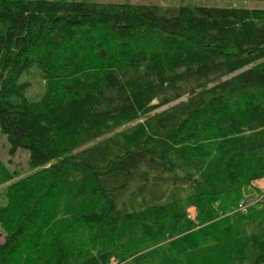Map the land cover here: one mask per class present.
<instances>
[{
  "label": "trees",
  "instance_id": "1",
  "mask_svg": "<svg viewBox=\"0 0 264 264\" xmlns=\"http://www.w3.org/2000/svg\"><path fill=\"white\" fill-rule=\"evenodd\" d=\"M0 133V264H264V9L0 0Z\"/></svg>",
  "mask_w": 264,
  "mask_h": 264
},
{
  "label": "rangeland",
  "instance_id": "2",
  "mask_svg": "<svg viewBox=\"0 0 264 264\" xmlns=\"http://www.w3.org/2000/svg\"><path fill=\"white\" fill-rule=\"evenodd\" d=\"M65 1H82V0H65ZM99 3H116V4H131V5H159L167 6H189V7H206V6H234L245 8H259L264 9V2H238L229 3L220 0H88ZM20 83H26L24 95L29 102L38 101L44 93L45 84L44 80L37 69H32L28 74L20 78ZM129 126V125H128ZM122 130L117 129L115 132ZM113 134V133H112ZM0 166L4 172L10 176L8 181L0 184V206L7 204V187L14 181L26 177L34 172L29 165L28 153L24 150H18L14 156L8 154V143L0 133ZM249 192L245 193L244 198L257 194L259 191H264V183L262 181L254 182L251 185ZM188 216L191 220L195 218V210L190 208L187 210ZM3 241V234L0 230V243ZM123 264H131L123 263Z\"/></svg>",
  "mask_w": 264,
  "mask_h": 264
},
{
  "label": "built area",
  "instance_id": "3",
  "mask_svg": "<svg viewBox=\"0 0 264 264\" xmlns=\"http://www.w3.org/2000/svg\"><path fill=\"white\" fill-rule=\"evenodd\" d=\"M259 181H262L264 183V177H262L259 180L253 181L252 184H254V182H259ZM263 204H264V191L261 190L257 194L251 197L240 200L237 206L235 207L234 211L240 214H247L249 209L261 208ZM109 264H118V263L112 259Z\"/></svg>",
  "mask_w": 264,
  "mask_h": 264
}]
</instances>
